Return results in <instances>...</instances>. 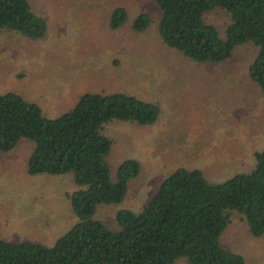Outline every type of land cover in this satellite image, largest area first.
<instances>
[{"label": "rangeland", "instance_id": "obj_1", "mask_svg": "<svg viewBox=\"0 0 264 264\" xmlns=\"http://www.w3.org/2000/svg\"><path fill=\"white\" fill-rule=\"evenodd\" d=\"M28 1L46 20L47 33L36 41L0 34V94L16 92L47 117L64 113L85 93H126L161 107L154 125L111 122L104 127L112 141L107 157L112 178L127 159L138 161L141 171L120 204L97 208V220L115 228L119 210L140 212L177 168L201 170L211 182L253 169V153L264 149V99L247 76L256 56L252 44L238 46L221 66L198 65L161 43L158 9L149 1ZM115 7L128 13L127 27L120 31L108 28ZM142 13L153 23L136 35L130 25ZM204 21L224 37L230 18L215 9ZM31 150L32 143L22 140L12 152L0 153V236L50 246L76 222L65 198L76 187L70 175L28 176ZM221 245L242 255L246 264H264V236H250L237 213Z\"/></svg>", "mask_w": 264, "mask_h": 264}, {"label": "trees", "instance_id": "obj_2", "mask_svg": "<svg viewBox=\"0 0 264 264\" xmlns=\"http://www.w3.org/2000/svg\"><path fill=\"white\" fill-rule=\"evenodd\" d=\"M145 1L158 9L161 43L195 64L221 66L238 46L252 44L256 56L247 76L264 99V0ZM215 9L230 18L224 37L204 21ZM152 23L142 13L130 30L142 35ZM127 24V11L115 7L108 28L120 31ZM4 32L41 40L47 22L28 0H0V34ZM161 113L157 103L126 93H85L64 113L47 117L39 105L16 92L0 94V153L30 141L27 175H70L76 187L65 193L76 222L50 246L0 236V264H174L179 259L187 264H246L242 255L221 245V237L233 213L250 236H264V149L253 153L251 171L218 182L201 170L177 168L140 212L119 210L115 228L96 219L99 206L124 200L129 183L141 171L138 161L127 159L112 178L107 162L112 141L104 127L111 122L151 126Z\"/></svg>", "mask_w": 264, "mask_h": 264}]
</instances>
